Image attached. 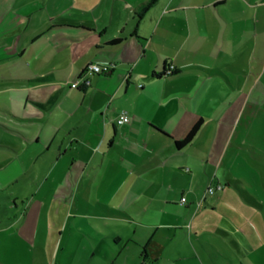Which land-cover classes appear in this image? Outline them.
Instances as JSON below:
<instances>
[{
  "label": "crops",
  "instance_id": "obj_1",
  "mask_svg": "<svg viewBox=\"0 0 264 264\" xmlns=\"http://www.w3.org/2000/svg\"><path fill=\"white\" fill-rule=\"evenodd\" d=\"M148 2L0 0V112L14 126L2 146L27 155L17 168L39 186L23 216L4 200L0 231L30 219L42 264L230 260L211 239L205 191L233 184L221 169L244 106L230 122L222 89L264 86V0ZM105 62L109 73L86 72ZM121 111L129 123L116 122Z\"/></svg>",
  "mask_w": 264,
  "mask_h": 264
},
{
  "label": "rangeland",
  "instance_id": "obj_2",
  "mask_svg": "<svg viewBox=\"0 0 264 264\" xmlns=\"http://www.w3.org/2000/svg\"><path fill=\"white\" fill-rule=\"evenodd\" d=\"M234 83L237 85V77ZM221 92L223 98L227 96L230 102V122L237 112L236 107L244 108L237 122L238 125L243 119L238 127L239 134L229 146V164L221 169V172L225 170L228 173L233 184L229 185L227 178H223L221 183L227 185L226 188L208 196L212 199L208 212L214 227L211 239L218 247L227 250L230 259L227 264H264V208L255 207L246 200L248 195H254L264 201V161L255 151V148L264 150V86L223 88ZM213 112L216 113L215 110ZM13 128V123L0 112V184L4 187L0 190V211L5 206L4 200L13 198L11 201L19 205L23 216L30 201L38 197L39 186L32 177L17 168L20 159L29 160L27 155L26 158H15L13 150L2 146L4 143L13 144L14 136L8 133ZM45 189L46 186L41 191L45 192ZM9 204L12 206L13 202ZM25 220L15 221V226H5L0 231V264H42L44 254L40 252L39 244L45 238L38 237L34 245L24 233L30 224V219ZM246 221L252 223L255 232L245 226ZM40 225L44 230V219ZM19 226L22 230L14 234Z\"/></svg>",
  "mask_w": 264,
  "mask_h": 264
},
{
  "label": "built area",
  "instance_id": "obj_3",
  "mask_svg": "<svg viewBox=\"0 0 264 264\" xmlns=\"http://www.w3.org/2000/svg\"><path fill=\"white\" fill-rule=\"evenodd\" d=\"M111 64L108 62L105 63H91L87 66L86 72H95V73H109L111 71ZM173 70H175L174 65H170V67L167 69V73H171ZM79 80H76L75 82L72 83L73 87L78 86ZM86 83L89 82L87 79L85 81ZM131 121V116L129 115L128 112L126 111H121L119 115L116 118V122L120 125L129 123ZM225 186L222 184L220 181L218 182H212L206 189L205 191V196L206 195H211L214 194L217 190L223 189ZM187 198L184 196L182 197V203H185Z\"/></svg>",
  "mask_w": 264,
  "mask_h": 264
},
{
  "label": "trees",
  "instance_id": "obj_4",
  "mask_svg": "<svg viewBox=\"0 0 264 264\" xmlns=\"http://www.w3.org/2000/svg\"><path fill=\"white\" fill-rule=\"evenodd\" d=\"M153 2H154V0H149V2L146 3V5L144 7L146 8L147 6L151 5ZM118 41H119V39H114L112 42L116 43ZM171 73H175V70H173ZM165 74H167L166 68L164 69V71L161 75H165ZM45 79H46V77L45 78H38L37 81H43ZM202 124H203V119L201 118L192 126V128L189 130V132L186 134L185 137L175 141L176 146L178 148H183V147L189 145L194 140L197 133L199 132Z\"/></svg>",
  "mask_w": 264,
  "mask_h": 264
}]
</instances>
